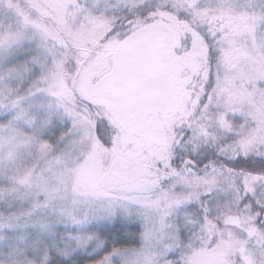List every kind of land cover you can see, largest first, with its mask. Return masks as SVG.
<instances>
[{
	"label": "snow or ice",
	"instance_id": "obj_1",
	"mask_svg": "<svg viewBox=\"0 0 264 264\" xmlns=\"http://www.w3.org/2000/svg\"><path fill=\"white\" fill-rule=\"evenodd\" d=\"M0 264H264V0H0Z\"/></svg>",
	"mask_w": 264,
	"mask_h": 264
}]
</instances>
